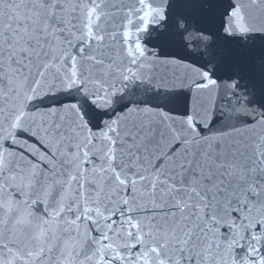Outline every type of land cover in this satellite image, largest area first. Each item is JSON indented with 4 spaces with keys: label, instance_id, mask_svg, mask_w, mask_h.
<instances>
[{
    "label": "snow or ice",
    "instance_id": "obj_1",
    "mask_svg": "<svg viewBox=\"0 0 264 264\" xmlns=\"http://www.w3.org/2000/svg\"><path fill=\"white\" fill-rule=\"evenodd\" d=\"M152 7L0 0V264H264V103L230 123L235 92L146 53ZM222 19L264 38V0Z\"/></svg>",
    "mask_w": 264,
    "mask_h": 264
},
{
    "label": "water",
    "instance_id": "obj_2",
    "mask_svg": "<svg viewBox=\"0 0 264 264\" xmlns=\"http://www.w3.org/2000/svg\"><path fill=\"white\" fill-rule=\"evenodd\" d=\"M151 4V10H145L140 32L133 31V40L146 53L159 49L165 55L180 58L200 74L204 70L212 73L221 96L232 101L235 92L240 99L239 104L234 101L231 104L230 123L251 121L264 99L256 94L245 104L240 90L259 86L264 78V38L254 36L245 42L244 38L224 34L222 18L229 0H151ZM165 5L167 19L161 22L159 9ZM180 20L184 22L182 27L178 24ZM237 78L239 89L234 87ZM216 106L224 107L219 102ZM206 119H211V113Z\"/></svg>",
    "mask_w": 264,
    "mask_h": 264
}]
</instances>
